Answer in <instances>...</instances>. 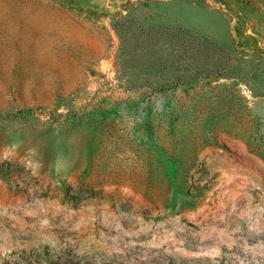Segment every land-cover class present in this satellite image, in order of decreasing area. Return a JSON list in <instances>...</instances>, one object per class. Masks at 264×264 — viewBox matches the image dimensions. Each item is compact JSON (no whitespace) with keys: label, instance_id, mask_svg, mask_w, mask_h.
<instances>
[{"label":"rangeland","instance_id":"rangeland-1","mask_svg":"<svg viewBox=\"0 0 264 264\" xmlns=\"http://www.w3.org/2000/svg\"><path fill=\"white\" fill-rule=\"evenodd\" d=\"M0 264H264V0H0Z\"/></svg>","mask_w":264,"mask_h":264}]
</instances>
